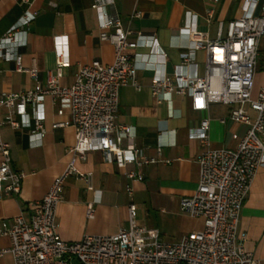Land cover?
Here are the masks:
<instances>
[{"label": "built area", "instance_id": "1", "mask_svg": "<svg viewBox=\"0 0 264 264\" xmlns=\"http://www.w3.org/2000/svg\"><path fill=\"white\" fill-rule=\"evenodd\" d=\"M29 3V0H22ZM218 1V0H211ZM99 39L113 46V61L103 63L94 59L81 64L71 84L60 79L63 68L69 65L66 36L55 37L56 66L45 75V86L20 91H0V110L5 114L0 127L28 129L32 147L42 144L45 134L43 97L49 96L66 120L53 122V129L71 126L74 144L68 149L70 159L64 171L56 175L40 201L29 206V213L21 211L10 219L0 220V235L10 239L7 248L0 249V258L10 253L14 264H257L253 254L245 250L246 235L239 231V217L257 168L264 157V82L254 89V75L259 57V42L264 36V1L242 0V14L238 18L218 23L217 36L209 40L197 30L195 15L182 31L187 35V51L167 74L158 70L154 58L159 51L154 34L136 33L122 26L117 15L109 14L101 0H94ZM256 9L258 11L256 12ZM138 15V13H134ZM211 17V11L208 12ZM30 13L14 23L0 38V62L11 61L13 69L27 72L38 83L35 64L24 66L22 48L26 42ZM147 47L149 52L134 51ZM204 52V71L198 73L195 53ZM154 71L149 88L154 97L163 93L187 96L193 111H204L209 103L228 107L229 120L243 127L232 132L233 147H209V121L204 118L189 136L199 141L201 152L197 158L199 178L192 195L179 201V210L200 218L201 230L184 235L173 243L165 242L157 228L136 222V205L128 204V227L109 235H84L78 241L61 238L56 220V208L63 198L64 183L75 175L90 185L91 173L81 172L75 162L84 161L91 151L99 150L104 158L131 180H142L140 167L157 163L158 158L143 154L141 148L124 145L130 137V127L118 125L119 90L130 84L140 88L137 80L138 62ZM1 74V69H0ZM160 153L161 147L156 148ZM24 173L12 167L9 144L0 136V193L18 195ZM92 200L85 203V216L94 217L100 196L94 191ZM132 196V188L126 186Z\"/></svg>", "mask_w": 264, "mask_h": 264}, {"label": "crops", "instance_id": "2", "mask_svg": "<svg viewBox=\"0 0 264 264\" xmlns=\"http://www.w3.org/2000/svg\"><path fill=\"white\" fill-rule=\"evenodd\" d=\"M94 0H0V38L22 17L34 14L28 23L26 42L22 48L24 66L32 61L38 69V83L27 72L13 69L11 61L0 62V91H20L45 86V75L56 66L55 37L66 36L69 65L63 68L60 83L69 85L81 64L99 59L103 63L113 61V46L99 39V27ZM105 11L117 15L122 26L136 33L154 34L162 57L156 54L154 62L158 71L171 74L174 65L187 51L188 37L182 31L195 15L197 30L209 40L217 36L218 23L238 18L242 14V0H101ZM264 1V0H262ZM211 11V17L208 12ZM258 9H256V12ZM134 13H138L135 15ZM134 51L147 53V47ZM264 62V59H262ZM198 73L204 71V52L195 53ZM138 62L137 80L139 89L127 84L119 90L116 122L130 127V137L124 145L141 148L143 154L158 158L157 163L140 167L142 180H131L124 175V168H118L107 161L99 150L91 151L84 161L76 160L77 168L90 172V185L75 175L68 176L64 183L63 198L56 208L58 232L62 239L78 241L84 235H109L127 228L128 204L136 205V222L150 228H157L163 241L173 243L184 235L201 230L200 218L192 217L179 210V201L192 195L197 187L201 152L199 141L189 136L192 128L198 127L204 118L209 121V147H233L232 132H242L243 127L229 120L221 122L228 114V107L209 103L204 111H193L189 98L177 94H161L154 97L149 84L154 71L145 69ZM45 134L42 144L32 147L28 142V129L0 127L1 138L9 144L12 167L24 173L18 195L0 193V220L24 211L41 200L50 187L53 178L67 166L68 149L74 144V130L71 126L53 129V122L69 117L65 109L62 115L49 96L43 97ZM5 111L0 110V119ZM160 146V153L156 148ZM126 186L132 188V196L126 193ZM97 191L100 200L95 205L94 217L85 216V203L92 200ZM239 231L246 235L243 246L251 252L257 264H264V157L257 168L248 194L243 202L239 217ZM10 239L0 235V249L7 248ZM0 264H14L10 253L0 258ZM72 264H79L72 261Z\"/></svg>", "mask_w": 264, "mask_h": 264}, {"label": "rangeland", "instance_id": "3", "mask_svg": "<svg viewBox=\"0 0 264 264\" xmlns=\"http://www.w3.org/2000/svg\"><path fill=\"white\" fill-rule=\"evenodd\" d=\"M259 57L257 62V67L254 75V89H258L264 82V36L260 39L259 42Z\"/></svg>", "mask_w": 264, "mask_h": 264}]
</instances>
